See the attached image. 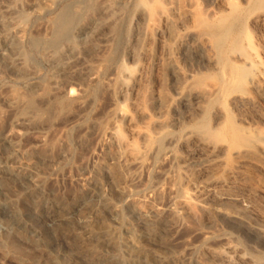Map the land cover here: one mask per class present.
<instances>
[{"label":"rangeland","instance_id":"374dc122","mask_svg":"<svg viewBox=\"0 0 264 264\" xmlns=\"http://www.w3.org/2000/svg\"><path fill=\"white\" fill-rule=\"evenodd\" d=\"M20 1L22 3L17 1L18 5L0 0V144L7 137L15 145L13 149L9 145L0 147V162L10 154L13 162L36 173L37 182L13 180L12 183L4 181L0 186V205L4 202L10 205L8 208L0 206V264H56V257L63 258L64 264H213L206 256V250L223 251L228 245L237 247L251 264H264V233L245 218L211 211L213 223L203 226L201 217L178 213L176 226L169 232L165 230L171 200L184 195L169 156L171 143L180 133L169 130L144 143L139 137H132L119 118L120 111H130L131 106L118 97V84L125 71L133 76L141 70L148 77L158 79L157 82L166 89L159 90L165 104L161 122H170L173 118L166 107L168 98H173V91L165 80L167 71L161 70L165 67L161 58L168 52L174 54L176 46L161 44L159 24L146 28L139 22L142 21L138 15L140 0L115 2L116 11L108 24H100L86 35H76L58 49L47 47L57 17L72 10L78 16L85 13L83 22H87L99 16L101 7L109 0H57L39 12L31 9L29 4L41 3L40 0ZM212 1L195 0L196 13L219 23L216 34L225 38L218 51L219 69L204 79V86L213 89L225 82L233 69L228 60L230 47L239 40L242 51L259 58L263 92L250 116L261 126L264 122V24L256 19L264 14V0H229L230 3L219 6L218 15ZM7 6L25 10L22 21L12 18L21 27L18 37L26 62L22 56L19 59L13 49L2 46L4 38L11 37V31L2 24L9 18ZM166 7L170 6L166 4ZM67 43L73 44L74 48L65 54ZM141 50H144L143 54ZM160 52L164 55H159ZM54 57L62 58L60 67L53 63ZM157 74L159 78H156ZM32 87L34 93H30L34 96L29 93ZM50 91L71 92L69 107L49 111L45 101L50 97ZM28 93L38 103L34 104L38 111L33 116L27 115L31 120L23 122L5 100ZM148 99L144 97L139 104L150 112ZM226 105L223 102L229 125L233 127L239 120ZM154 120L153 117L140 120L137 127L153 130ZM211 127L210 119L200 124L201 131ZM114 130L133 146L132 158L121 166H116L108 147L109 134ZM236 167L237 164L227 160L218 169L217 176L224 177L226 170ZM242 174L245 187L263 204L264 176L254 168L242 169ZM9 210L23 219L24 224L18 231L10 223ZM262 214L259 219L264 222ZM141 219L149 220V224H161H158L161 235L157 239L144 237L143 240L140 230L144 220ZM132 226H136L140 235L131 233ZM3 244H15L22 251L16 253L8 247L6 250Z\"/></svg>","mask_w":264,"mask_h":264},{"label":"bare ground","instance_id":"6f19581e","mask_svg":"<svg viewBox=\"0 0 264 264\" xmlns=\"http://www.w3.org/2000/svg\"><path fill=\"white\" fill-rule=\"evenodd\" d=\"M9 1L10 3H17V1L18 3H22L21 1L19 2V0ZM56 1L57 0H40L41 3L32 2L29 4V7L39 12L43 8H49L55 4ZM117 1L119 2V0H109L101 7L100 15L91 18L87 22H83V15L85 13L82 14V16H78L72 10L64 11L57 17V20L53 24L54 32L51 39L49 41L47 40L50 44L49 46L47 45V47L52 46L58 49L60 45L63 46L62 43L65 44L67 41L69 42L76 35H86L89 33V30L96 29L98 25L103 23L108 24V21L111 20L116 11ZM180 1L181 0H140L138 2V15L139 19L142 20L139 22H142L143 26L146 28L152 25L155 27V25L158 26L157 24H159L161 28L158 29L160 38L158 40H160L161 44H163V46H172V44H175L176 46V49H174L176 52H174V54L172 53L173 51L168 52L166 48L165 51L163 49L165 46L162 49L168 53L165 55L162 53L164 56L161 55V52L159 53V55L162 56V60H160L165 64V67H163L165 69L161 68V70H165V73L167 71V74H165L167 78L166 76V79L162 76L160 78L167 80V83L169 82L170 85L169 87L172 89L171 91H173V95L171 94L173 98H168V101H171L168 102L169 107L166 105L167 109L171 110L173 118L170 122H161L160 118L163 116L162 113L165 109L164 99L161 97V94H163L161 91L164 88L161 86L162 81L159 79V81H161V84H159V82H157L158 79H152V76L148 77L147 73L145 74L143 70L133 76L128 71H125L124 74L122 73L124 78L118 84L117 94L123 102L130 104L131 110H121L119 118L121 122L128 127L129 134L132 137H139L144 143H147L156 135L169 130H173L178 134L180 133L179 138L171 143L172 148L169 151V156L180 179L179 188L184 192V195L180 198L172 199L167 208L169 213V220L165 229L167 232H169V229H173L176 226L175 217L178 213H182L186 217H201L202 225L208 226L213 223L210 212L214 211L232 217L245 218L249 220V223L253 222V225H256L258 228L257 230L264 233V222L261 218V220L259 219V216L264 213L262 212L264 211V209H262V207L264 208V206H262L264 203L260 204V201H257L258 197L256 198V195L253 193L254 196L252 192L245 187V178L242 174V169L254 168L258 173L264 176V122L259 126L250 116L252 110L258 106V100L263 92L261 83L263 75L259 68V58L257 57L258 59H256L255 55L251 54V52L247 54L242 51L239 46V40H236L230 47V54L228 57V60L231 61L229 63L233 65V69L230 73L227 72L228 74L225 82H222L221 85L213 89L204 86V79L219 69L220 59H218V51L225 38L216 34L219 23H213L212 18H206L207 15H203V17L196 13L195 0H182L181 4ZM217 1L215 2L213 0L211 4L216 9L215 13L218 15L220 14L219 6L224 3V5H226L230 2L229 0H223V3L218 1L220 3L219 5ZM115 2L117 3L115 4ZM120 3L122 2L120 1ZM166 4L170 7L167 8ZM8 6L6 13L9 18L7 22L4 20L2 24L11 31V37L7 36L4 38L5 40L2 46L7 49H13L17 57L18 55L20 56V59L23 57V54L21 55V53H23L20 48L21 43L18 37V34L21 33V27L19 23L14 22L13 18H19L22 21L25 16V10L23 8V10L18 8L12 9ZM88 10L89 9H87V11ZM87 15L89 16V14ZM256 21L263 22L264 24V14L259 15ZM116 24L114 31L117 30ZM149 40L150 38L148 41ZM36 43L39 44V41H36ZM72 45L71 43L64 45L65 54L73 50L74 45ZM169 46L167 47L169 48ZM170 50L172 49L170 48L169 51ZM143 52L144 50L142 54ZM138 54H135V57H137ZM256 56L258 55L256 54ZM24 58L25 56L22 58L23 61H25ZM147 58L148 57L145 59ZM52 61L57 67H60L63 62L62 58L55 57ZM153 64H155V61ZM158 76L159 74H157L156 78H159ZM165 80H163V82ZM159 85L161 89H159ZM149 87L151 88L150 95V90H148ZM33 88L34 87L31 88L29 93H34L32 91ZM146 89L149 91L148 93ZM159 90L161 91L159 92ZM50 92V97H46L48 100L45 98V102L47 103H45V106L49 111L56 108H67V106L70 105L69 103H71L70 100L72 97L71 92ZM145 93H147V95ZM30 94L21 97L12 96L5 100L7 106L11 108L12 111H15L23 122L29 119L28 117L31 118V116L37 114L38 111V107L34 105L36 101L34 102L32 100ZM146 96H148L149 99ZM144 97L148 99L149 107H151L150 112H147L139 104ZM223 102L227 104L226 106L229 107L231 114L239 120L233 127L229 125L227 112L225 108H223ZM165 103H167V101ZM36 104L38 105V103ZM42 104L44 105L43 102ZM45 106H42V108H45ZM29 114H31V116H27ZM41 114V117H43V113L39 112V115ZM47 115L49 117L50 114L48 113ZM152 117L155 119L152 124L153 130H143L137 127L140 120H151ZM205 119H210L212 121V127L208 131H201L200 124ZM109 135L110 140L108 147L113 154L114 163L116 166L127 164L129 159L132 158V143L127 140H122L117 130L111 131ZM8 145L12 149L15 147L13 141L6 137L4 142L0 144V147L5 148V146L8 147ZM227 160H231L233 163L237 164V167L226 170L224 177L217 176L218 169L222 168ZM36 178L35 172L23 167L15 161L13 162V157L10 156V154L5 157L4 161L0 162V186H2L4 181L10 183L13 180L33 183L37 182ZM36 188H38L37 185ZM3 204L4 205L0 206L10 207L8 202H4ZM109 206L112 207L111 205ZM112 211H115L113 207ZM8 216H11L10 223L12 222L11 224L17 227L16 229L18 231V228L24 224L23 219H21L19 215L18 217L16 212L12 210H9ZM148 221L144 220V227L138 224L142 227L140 232L142 233L143 240L144 237L157 239L161 235V231H159L160 226H158L159 223L153 224L150 222L149 224ZM136 226L131 227V233L138 236L139 232ZM14 231L16 232L15 229ZM5 247H8L11 251H15L16 253L22 251L18 249L15 244L10 246L6 245L4 248ZM8 248L6 250H9ZM205 254L212 260L213 264H251L250 259L244 253L237 247L231 245H228L227 248L225 247L223 251L206 250ZM63 260L64 259L61 257H56L54 262L56 264H64Z\"/></svg>","mask_w":264,"mask_h":264}]
</instances>
